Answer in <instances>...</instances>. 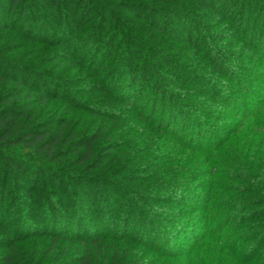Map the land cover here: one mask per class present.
I'll return each instance as SVG.
<instances>
[{"label":"trees","instance_id":"1","mask_svg":"<svg viewBox=\"0 0 264 264\" xmlns=\"http://www.w3.org/2000/svg\"><path fill=\"white\" fill-rule=\"evenodd\" d=\"M246 1L259 8L262 18L249 31L248 25L239 27L233 21L243 10L239 6L243 0H0V206L6 199L15 203L23 197L26 203H45L44 215L51 211L42 232L27 224L24 213L0 219V264H141L142 240L111 234L109 222L104 226V213L119 198L144 199L145 189L158 184L160 174L167 178L172 173L161 163L164 158L149 160L154 140L164 137L165 127L169 138L183 140L187 125L180 130L170 121L186 118L185 106H195L206 88L202 76L197 87L187 89L189 100L158 82L151 84L155 78L144 62V41L159 48L168 43L172 52L181 46L203 52L201 60L225 76V63L210 43V25L223 30L220 41L231 34L232 46L242 48L247 34L252 46L260 44L264 0ZM180 62L172 67L169 61L162 64L177 72ZM213 89L215 100L225 104V95ZM140 130L146 141L131 146ZM257 137L256 144L262 143L253 146L249 156L254 154L259 161L255 150H264V132ZM229 145L227 141L225 146ZM186 150L193 152L189 146ZM263 170L256 173L260 181L256 188L238 192L245 215L239 227L260 224L262 242ZM259 208L262 211L248 214ZM128 209L124 225L132 216L131 205ZM215 211L208 209L209 214ZM84 218L91 222L82 224ZM28 242L35 249L48 243L49 250H34L29 258L15 250ZM151 242L150 253L160 260L153 264H171L172 255ZM63 246L65 250H56ZM230 249L222 251L226 257L235 252L242 264H264V250L246 255Z\"/></svg>","mask_w":264,"mask_h":264},{"label":"rangeland","instance_id":"2","mask_svg":"<svg viewBox=\"0 0 264 264\" xmlns=\"http://www.w3.org/2000/svg\"><path fill=\"white\" fill-rule=\"evenodd\" d=\"M242 5L243 10L240 14L234 15L233 21L234 24L240 25L239 27L245 28L248 25L249 31L257 21L261 23V11L259 8L249 6V1L243 0L239 6ZM210 28L213 38L210 43L216 55L225 63V76L212 72V68L201 60L203 52L183 46L172 52L168 43L160 44L159 48L157 43L144 41V62L152 67L150 73L155 78L153 81L149 78L147 84L150 81L151 84L158 82L168 92H176L185 99L189 94L187 89L197 87V82L202 76L206 78V82L201 84L206 88H204V97L193 103L195 106L190 104L185 106L186 118L170 121L172 127L176 126L180 130L184 127V123L187 125L185 131L181 133L183 140L178 142L169 138L166 127L164 137L160 139L156 137L154 140L151 155L148 156L149 160L164 158L161 163L164 161L162 164L166 165V171L172 169V173L167 178L165 174H160L158 184L152 187L151 183L148 184L147 188H151L145 189L148 196L144 199H131L130 202L119 198L114 201L113 209L104 213L106 218L104 226L109 222L110 229H108L112 231L111 234L120 232L136 237L139 241L142 240L144 251H138L139 257L143 259L141 264L160 262L159 255L150 253L152 240L157 242L160 250L172 255L171 264H190L192 261L197 264L228 262L242 264L240 253L230 252L227 257L223 254V250H231L230 248L240 250L246 255L263 254L258 251L264 250L260 224L246 223L243 227H239L242 223L241 218L245 215L241 213L244 207L239 204L241 195L238 192L244 188L245 190L256 188L257 183L260 182L257 180V175L264 169V150L261 152L259 149L255 150V153L260 155L259 161L254 154L249 156L253 146L261 145L262 142L256 144L257 136L264 132V37L259 41L260 44L256 42L252 46L250 44L252 38L247 34V38L242 42L244 46L238 48L232 46L234 38L231 34L228 33L227 36L230 38L220 41L219 35L223 31L221 27L211 24ZM259 33V30H256V34ZM200 34L206 36L203 32ZM179 59L181 62L177 72L172 69L167 71L162 64L169 61L168 65L172 67ZM209 79L212 82L210 81L208 88ZM186 83H189L190 88H185ZM212 89H218L225 95L226 99H223L225 104L215 100ZM189 100L187 101L190 102ZM187 101L185 102L188 103ZM168 109L170 110L169 107ZM196 129L205 134L206 139L197 135ZM142 134L141 130L136 132L131 146L136 142L146 141ZM191 137L194 139L191 140ZM227 141H230L229 147L225 146ZM188 146L192 147L193 152L189 153L186 150ZM199 152L200 155L196 154ZM136 156L138 157L137 153ZM169 160H175L173 165L169 164ZM155 165L156 162L153 163V166ZM152 172L158 174L157 171ZM141 174L145 175L146 172L143 171ZM160 198L165 200L164 204L158 201ZM14 200L15 203L6 199L3 207L0 206V219L8 213L14 216L24 213L27 224L38 227L42 232L41 229H44L48 218L47 214L51 213V211L46 215L42 213L45 210V203L40 206L30 200L26 203L23 197ZM99 202L103 203L102 200ZM130 205L132 216L128 224L124 225ZM210 208H215L216 211L209 214ZM258 211H262V208L250 209L248 214ZM161 214L165 218H159ZM83 220L91 222L90 219L84 218L82 224ZM35 248L33 243L28 242L19 243L15 250H23L27 255L32 254L34 250H49V244L47 243L42 249ZM56 250H65V247ZM136 250L140 249L136 248ZM143 253L148 256L144 258ZM27 257L29 258V255Z\"/></svg>","mask_w":264,"mask_h":264}]
</instances>
